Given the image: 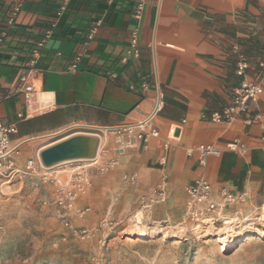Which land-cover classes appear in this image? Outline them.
<instances>
[{
	"label": "crops",
	"instance_id": "obj_1",
	"mask_svg": "<svg viewBox=\"0 0 264 264\" xmlns=\"http://www.w3.org/2000/svg\"><path fill=\"white\" fill-rule=\"evenodd\" d=\"M21 1L0 0V122L17 128L10 166L23 150L41 153L59 142L45 141L73 129L94 130L89 137L98 136L95 158L111 159L110 131L144 120L160 97L165 108L154 120L160 138L146 150L125 151L110 174L91 165L97 169L94 189L124 183L127 194L133 184L142 191L166 178L168 204L174 206L178 194L186 200L187 187L204 177L215 198L223 188L246 193L238 204L241 214L245 207L258 209L256 203L264 201V93L231 123L214 124L209 117L230 105L244 78L257 73L264 56V0H23L10 25L11 10ZM53 23L32 66L34 45ZM134 37L137 59L127 58ZM77 57V70H69ZM242 60L251 65L246 76L237 72ZM24 75L36 87L28 102L19 83ZM171 128H179L177 138L164 150ZM234 141L246 152L231 151ZM203 144L220 155L201 167L186 150Z\"/></svg>",
	"mask_w": 264,
	"mask_h": 264
},
{
	"label": "rangeland",
	"instance_id": "obj_2",
	"mask_svg": "<svg viewBox=\"0 0 264 264\" xmlns=\"http://www.w3.org/2000/svg\"><path fill=\"white\" fill-rule=\"evenodd\" d=\"M94 133L73 129L44 145ZM27 156L40 159V153L25 149L19 163L0 166V264H264V201L256 203L258 209L245 207L244 214L240 205H232L218 220L195 224L186 215L187 192L186 200L178 194L174 206L168 198L155 204L146 200L162 180L142 191L133 184L127 194L124 183L102 184L98 191L92 183L76 201L77 211L88 212L66 215L56 205V186L42 175L68 181L85 169L92 178L96 155L36 173L27 171Z\"/></svg>",
	"mask_w": 264,
	"mask_h": 264
},
{
	"label": "built area",
	"instance_id": "obj_3",
	"mask_svg": "<svg viewBox=\"0 0 264 264\" xmlns=\"http://www.w3.org/2000/svg\"><path fill=\"white\" fill-rule=\"evenodd\" d=\"M23 1V0H22ZM22 1L16 4L10 14L9 24L14 25L16 17L21 12ZM68 0H65L67 2ZM143 10V3L141 2L137 7L136 15L140 16ZM58 16L60 14H57ZM55 24H51L46 29L42 37L35 43L31 54V65L34 66L40 58L42 49L45 46L46 41L52 36L53 28ZM97 30L93 28L89 31L87 38L93 39ZM0 40V51H1ZM140 56V52L137 48V40L134 37L129 49L127 50V58L137 59ZM124 59V61L127 60ZM80 58H74L73 62L68 66L71 71H76ZM251 69V65L246 60H242L238 64L237 72L239 76H246L247 71ZM257 73L254 78H244L241 85L234 91L233 100L230 105L220 112H215L209 117V121L214 124H228L233 122L239 116L247 115L249 113V104L258 100L264 93V56L259 58L256 63ZM19 83L22 92L25 94L26 101L31 99L33 93L36 92V87L29 75H24L19 78ZM165 108V103L162 98H158L152 111L146 116V118L136 124L126 125L112 129L110 132L114 137V158L108 160H100L95 158L92 160L93 164L98 163L100 173H106L112 169H115L119 165L118 157L122 156L125 151L140 147L143 150L148 149L150 142L153 139L160 138V131L154 124L155 118ZM254 120L251 118L246 119L248 125H251ZM177 130L179 128H171L167 141L162 144L164 150H169L172 143L177 138ZM17 133L15 125L5 126L0 122V166L3 164H10L12 154L16 151L12 147V136ZM263 152H264V137L262 138ZM231 151L246 152V147L239 141H234L228 145ZM188 158L194 156L198 157V164L201 167L206 165L207 158L210 156H219L220 151L213 145H199L194 148H188L186 150ZM44 168L41 160L30 159L26 163V169L28 172L36 173L40 169ZM42 179L45 183H54L57 188L56 205L60 211L64 214L76 212V201L82 195H85L89 188L92 186V178L88 170L82 169L74 173L72 179L68 181L60 180L53 177L51 174L44 172ZM133 180V178L131 179ZM187 202H186V215L190 222L195 224H201L204 221H216L226 209L232 205L242 204L246 201V193H233L226 188L219 191L217 198L214 197L212 185L204 178L200 177L195 180L186 189ZM168 198V181L163 178L158 187L152 192L150 197L146 199L151 204L163 203ZM88 210H79L76 213L83 217ZM86 234L84 230L81 232Z\"/></svg>",
	"mask_w": 264,
	"mask_h": 264
},
{
	"label": "water",
	"instance_id": "obj_4",
	"mask_svg": "<svg viewBox=\"0 0 264 264\" xmlns=\"http://www.w3.org/2000/svg\"><path fill=\"white\" fill-rule=\"evenodd\" d=\"M96 142L93 137L73 136L43 150L40 159L45 168L65 161L89 159L95 155Z\"/></svg>",
	"mask_w": 264,
	"mask_h": 264
}]
</instances>
